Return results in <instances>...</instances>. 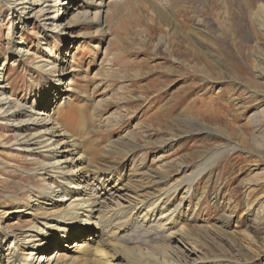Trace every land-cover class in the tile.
<instances>
[{
  "label": "rangeland",
  "instance_id": "1",
  "mask_svg": "<svg viewBox=\"0 0 264 264\" xmlns=\"http://www.w3.org/2000/svg\"><path fill=\"white\" fill-rule=\"evenodd\" d=\"M110 1L104 28L80 24L62 35L44 31L45 12L37 16L35 0L25 25H16L0 0L6 96L33 114L51 113L57 105L61 130L76 140L79 153L64 156H82L63 167L94 171L110 190L122 187L116 197L121 207L181 186L164 200L169 209L182 204L179 229L165 234L175 237L152 242L151 228L140 232L131 223L113 241L126 256L134 249L157 259L172 253L179 257L173 264H264V0ZM43 61L68 70L59 85L70 84L66 101L54 89L59 81L38 68ZM17 135L0 112V142L6 145L0 148V213L20 198L33 206L30 192L44 184L41 172H31L40 169L37 161L16 149ZM9 195L17 202H8ZM60 196L53 207L48 197L39 205L55 216ZM21 210L0 219V264H7L11 246L21 254L19 241L36 232L30 227L52 234L58 225L43 210ZM69 227L71 238L39 234L47 255L92 244L88 239L100 231L80 222ZM105 250L107 264H131L117 259L113 248Z\"/></svg>",
  "mask_w": 264,
  "mask_h": 264
},
{
  "label": "bare ground",
  "instance_id": "2",
  "mask_svg": "<svg viewBox=\"0 0 264 264\" xmlns=\"http://www.w3.org/2000/svg\"><path fill=\"white\" fill-rule=\"evenodd\" d=\"M5 1L10 11L16 16V25H25L30 18H33L29 15L33 0ZM110 5L111 1L109 2V0H67L66 2H61V0H35V3H32V7L34 6V8L39 9L37 16L45 12V19L43 21L44 31L47 33H62V35L72 34L73 29L80 24H90L104 28L105 22L108 20V8ZM71 6H75V9L70 10ZM63 18L66 20L60 24V28H57V22ZM19 52H22V55L27 53L24 51ZM43 62L45 64L38 68L49 74L55 82L59 81L56 84L57 88L54 89H56L57 95L61 96L60 99L66 101L72 92L70 84L64 86V89H61L59 85H61L60 80L67 74L68 70H66L65 65L58 62H56L58 64L55 62ZM2 70L3 68L0 67V71ZM4 81V75L0 72V112L5 115L11 126L18 132L15 138V145L18 146L16 149L26 153L29 158L31 157V160L37 161L40 169L31 172H35L34 175L41 172L40 177L44 184L42 189L31 190L30 198L33 206H28L25 203L22 205L21 198L17 202V196L9 195L8 202L16 201L17 203L11 208L6 206L8 205L6 204L4 207H8L11 210L0 213V219H6L11 214L20 213L22 211L21 208L43 210L48 217L52 216L59 219L58 225L53 228L54 232L52 234L47 233L44 229L41 230L34 226L30 227L29 231L36 232H33L32 235H26L22 241H19L20 244L22 242L21 254L13 246L8 248L11 250L7 254V264H85L91 262L94 258L99 259L95 260L93 264H107V259L108 257L110 258V254L105 248H113L114 252L122 256H116L117 259H126L131 264H173L175 261L174 258L179 257L174 256L172 253V255L166 254L163 259L162 257L157 259L139 254L134 249H131L128 250L129 254L126 256L121 251L122 247L119 246V242L114 245L113 241L120 238V235L126 232V229L131 223L143 229L140 232H143L146 227L151 228L149 229L151 231L149 236L152 233L155 234L152 242L165 237L166 239H171L172 235L175 237V234L169 236H165V234L172 226L175 231L179 229L176 226L177 212L181 209L182 204L169 209L167 208L168 204H165L164 200H166V197L170 193L178 190L181 186L178 185L169 189L168 192L159 195L156 199H151L146 202L137 201L134 203V206L131 204L133 202H130L128 206L121 207L116 201V197L118 194H121L122 187L116 185V190H110L109 185L111 184L99 180L98 175L94 171H86L84 168L78 169V167L69 169L66 165V167H63V164L68 162L74 164L80 161L82 156H79L78 159H71L70 157L64 156H77L79 153L76 148V140H70L71 138L66 137V133L61 130L56 114L58 106L54 104L55 106L51 113H46L41 110L33 114L21 104L14 105L12 103V100L6 96L7 91L5 90L8 87L3 86ZM53 97L55 98V95ZM58 138L62 139L58 140ZM5 147L6 145L0 142V148L3 149ZM68 147L71 149H67ZM61 156H64V160L62 161L59 160ZM198 174L200 173L195 174L188 180L195 179ZM93 176L96 179L94 181L98 183L97 185L93 181L91 182ZM108 177L113 178L112 175ZM50 179H53L57 184L55 182H51L52 184L49 183L48 181ZM185 184L184 182L182 185ZM32 192L36 193V195L32 196ZM59 193L61 196L58 197L60 198L58 202L61 204V209L54 212L55 216L52 213L47 214L46 210L48 209H42L39 205L41 200L44 197L52 199L51 206L53 207L55 205L53 200ZM73 222L92 224L94 227L100 229L99 233L95 235V240L91 237L88 239L89 242L93 241V243L87 244V241L75 243L74 241L75 244L70 247L67 255L61 252H54L53 254L47 255L44 246L45 241L41 239L39 234L48 236L56 233L58 236L71 238V236L67 235V232L70 231L69 225ZM42 226L46 227L47 224L44 223ZM2 229L0 225L1 232ZM42 232L45 233L41 234ZM86 233H92V231H87ZM4 234L11 236L7 232H4ZM14 239L17 240L16 237ZM13 243L12 241L11 244ZM40 252H44L45 254L41 256L40 260H37L36 256Z\"/></svg>",
  "mask_w": 264,
  "mask_h": 264
}]
</instances>
